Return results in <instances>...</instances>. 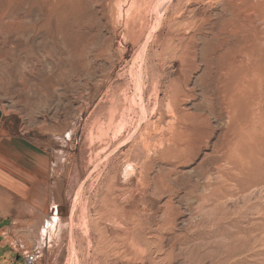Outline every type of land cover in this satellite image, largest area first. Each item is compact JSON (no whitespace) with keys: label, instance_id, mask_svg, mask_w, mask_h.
Returning a JSON list of instances; mask_svg holds the SVG:
<instances>
[{"label":"rangeland","instance_id":"374dc122","mask_svg":"<svg viewBox=\"0 0 264 264\" xmlns=\"http://www.w3.org/2000/svg\"><path fill=\"white\" fill-rule=\"evenodd\" d=\"M229 2L0 0V264H264V0Z\"/></svg>","mask_w":264,"mask_h":264},{"label":"crops","instance_id":"0c3cea01","mask_svg":"<svg viewBox=\"0 0 264 264\" xmlns=\"http://www.w3.org/2000/svg\"><path fill=\"white\" fill-rule=\"evenodd\" d=\"M17 158L22 159V156L20 155ZM29 180L28 173L15 161H6V163L0 165V188L10 193V195L17 196L19 188L23 190L25 184L27 189L30 190V186L27 185ZM6 220L9 221L7 218L0 219V263L11 261V255L16 254L12 243L9 241L7 234L3 230L8 228L9 224H1V221Z\"/></svg>","mask_w":264,"mask_h":264},{"label":"bare ground","instance_id":"6f19581e","mask_svg":"<svg viewBox=\"0 0 264 264\" xmlns=\"http://www.w3.org/2000/svg\"><path fill=\"white\" fill-rule=\"evenodd\" d=\"M224 1V0H223ZM231 1V0H230ZM225 3V2H224ZM228 3H230L229 2V0H228ZM233 23V22H232ZM252 23V22H251ZM235 24V23H234ZM233 24V25H234ZM236 25V24H235ZM234 25V26H235ZM254 26V25H253ZM235 27H237V26H235ZM234 27V28H235ZM257 27V26H256ZM255 28V27H254ZM258 28V27H257ZM257 28H256V30H257ZM235 30H236V28H235ZM259 31V30H258ZM246 32H248V31H246ZM243 33H245L244 31H243ZM255 34V33H254ZM254 34H253V36H254ZM259 34V33H258ZM256 36V35H255ZM260 36V35H259ZM258 36V37H259ZM252 37V36H251ZM257 37V36H256ZM258 37H257V39H258ZM261 37V36H260ZM259 37V38H260ZM264 38V37H263ZM263 38H262V40H263ZM255 39V38H254ZM259 40V39H258ZM260 41H261V38H260ZM252 42H253V40H252ZM251 41H249V43H248V45H251V46H255V44H254V42L252 43ZM257 42V41H256ZM259 42V41H258ZM260 43V42H259ZM260 45H263L264 46V44L262 43V44H260ZM257 46H258V44H257ZM258 48V47H257ZM237 55V54H236ZM239 55V54H238ZM235 56V55H234ZM242 56V55H241ZM245 56V55H244ZM247 56V55H246ZM236 57H238V56H236ZM239 57H240V55H239ZM239 57H238V60H239ZM181 58H182V56H181ZM245 59V58H244ZM247 59V58H246ZM242 60V59H241ZM251 60V59H250ZM250 60H248V61H250ZM254 60V59H253ZM260 63V59L259 58H255V60H254V64L256 65V64H259ZM251 64V63H250ZM234 67L236 68V69H238V67H239V65L238 64H236V63H234ZM250 68V67H249ZM251 70L252 69H249V72H247V74H245V75H250L251 76ZM245 71V70H244ZM244 75V74H243ZM242 76V75H241ZM239 77V76H238ZM249 78L248 77H246V76H244L242 79H239L238 81L239 82H241L242 80H248ZM179 96V95H178ZM190 117H191V115H189ZM189 118V117H188ZM196 121V120H195ZM186 122V121H185ZM186 125V124H185ZM189 130V129H188ZM191 132V131H190ZM187 133H189V132H187ZM117 208V207H116ZM116 208L114 209V210H116ZM109 211V210H108ZM113 211V210H112ZM116 212V211H115ZM114 212V213H115ZM118 212V211H117ZM109 217V216H108ZM42 219H40V221L37 223V226H35L34 227V229L31 231V233H32V235H33V237H36V238H39V240H41V238L43 237V230H45V231H48V228H50V227H53L54 226V221H53V219H51V220H48L47 222L48 223H46L47 224V226L45 225V222L43 221H41ZM120 231V230H119ZM116 235V234H115ZM256 235V234H255ZM106 237H107V235H106ZM110 237V236H109ZM115 237V236H114ZM255 238V237H254ZM108 239V238H107ZM255 239H257V237L255 238ZM253 240V239H252ZM252 240H251V242H252ZM256 241V243H257V241H258V239L257 240H255ZM254 241V242H255ZM260 241V240H259ZM258 241V242H259ZM248 242H250V241H248ZM255 243V244H256ZM132 244V243H131ZM250 244H252V243H249V245ZM133 248V247H132ZM253 248V246L251 245V249Z\"/></svg>","mask_w":264,"mask_h":264},{"label":"built area","instance_id":"2783aa9c","mask_svg":"<svg viewBox=\"0 0 264 264\" xmlns=\"http://www.w3.org/2000/svg\"><path fill=\"white\" fill-rule=\"evenodd\" d=\"M35 260V255L32 254V253H28L26 256H25V264H32Z\"/></svg>","mask_w":264,"mask_h":264},{"label":"water","instance_id":"95a60500","mask_svg":"<svg viewBox=\"0 0 264 264\" xmlns=\"http://www.w3.org/2000/svg\"><path fill=\"white\" fill-rule=\"evenodd\" d=\"M1 117H2V111H1V108H0V119H1Z\"/></svg>","mask_w":264,"mask_h":264}]
</instances>
